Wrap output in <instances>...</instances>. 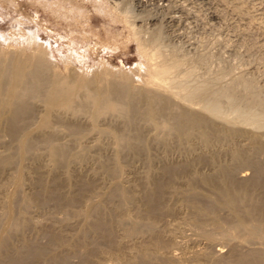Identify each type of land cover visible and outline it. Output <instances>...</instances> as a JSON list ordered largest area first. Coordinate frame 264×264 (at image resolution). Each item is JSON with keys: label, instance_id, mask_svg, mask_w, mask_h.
Listing matches in <instances>:
<instances>
[{"label": "rangeland", "instance_id": "rangeland-1", "mask_svg": "<svg viewBox=\"0 0 264 264\" xmlns=\"http://www.w3.org/2000/svg\"><path fill=\"white\" fill-rule=\"evenodd\" d=\"M139 42L159 50L166 59L181 60L182 64L173 79L189 87H202L206 100L217 96L221 105L219 116L204 111L199 99L184 102L176 97L175 101L186 109H194L207 115L217 125L239 129L242 133L232 143L225 140L214 141L209 146L202 145L197 136L190 140L168 136L165 145L157 140L162 139L166 133L162 124L154 126L139 121L138 126L146 137L154 138L150 151L142 154L123 152L116 156L114 150L117 144L114 138L99 131L111 125L122 127V117L115 110L104 111L93 127L91 109L75 112L57 108L52 113L54 120L51 125L45 127L39 125L45 109L44 103L33 99L35 113L22 132H31L35 144L29 157L21 162L23 180L19 190L22 194L33 196L38 188L41 190L39 186L43 180L53 186L50 180L54 175L57 177L53 187L60 199L70 194L78 195L79 199L71 208L76 211V215L65 214L63 208L57 207L52 199L41 203L33 201L25 214L27 226L10 236L11 246L15 249L19 250L29 242L28 244L40 246L49 253L66 254L69 264H123L140 247L151 242L148 240V232L126 235L120 225L114 224L113 241L109 243L98 234L96 236L90 232L86 237L81 234L86 221L81 214L83 210L97 203H104L103 207L107 209L114 207L119 201L118 198H113L104 202L102 198L115 180L121 187H129L130 190L126 189L136 196L135 201L123 206V214L126 213L132 219L138 214L136 207L139 205L141 181L146 173L147 154L153 156L152 164L157 170L162 162L177 165L204 155L203 153L209 155L215 151L213 154L228 160L227 153L232 146L238 145L245 149L250 146L249 134H256L264 142V0H0V47L27 53L39 46L44 62L53 70L49 71L51 74L56 72L61 76L66 74L65 76L92 80L97 72H113L121 76L128 73L132 86L146 87L143 81L148 74L143 71L145 59L138 53ZM162 57L156 58L154 62ZM78 90L76 99L87 97V89L80 87ZM157 91L162 96L170 94L168 88L160 87ZM232 103L237 105V112L256 113L262 126H257L253 120V124L241 122L237 113L231 110ZM69 122L80 126L82 133L72 135L66 126ZM48 131H54L57 143L69 151L67 154L70 159L64 166H53L48 147L41 141V136ZM13 144V138L2 129L0 155L8 153ZM113 156L119 157L116 160L121 167L116 179L107 175L100 167L101 159L109 160ZM260 158L264 159V154ZM197 169L210 174L214 171V166L199 162L186 172ZM15 171V165L0 169V232L10 228L11 224L3 214L7 199L14 191L12 179ZM240 171H243L241 173L244 176L252 173L248 167H242ZM84 179L92 182V186L85 187L79 183ZM181 182L184 183V180ZM164 196L165 203L172 205L171 214L174 215L169 214L160 222L162 233L170 243L166 249L167 254L182 264H206L200 256L206 248L220 255L228 252L229 246L225 241L216 239V243L210 242L191 226L187 205L181 201L180 194L167 192ZM17 204L16 209H19L21 204ZM18 216H21V212H18ZM60 238L62 243H57L55 239ZM86 245L91 249L90 254L81 263L80 255L75 251ZM93 247H97L96 250ZM162 253L165 254V251L162 250ZM2 259L6 260L8 257L4 256ZM39 262L38 259L37 264L47 263L43 258L42 263Z\"/></svg>", "mask_w": 264, "mask_h": 264}, {"label": "bare ground", "instance_id": "bare-ground-1", "mask_svg": "<svg viewBox=\"0 0 264 264\" xmlns=\"http://www.w3.org/2000/svg\"><path fill=\"white\" fill-rule=\"evenodd\" d=\"M137 45L139 55H142L145 59L143 71L145 70L144 73L148 74V77L143 81L146 87L141 88L132 86L131 80L127 76L128 73L121 76L113 74V72H97L92 80L65 76L66 74L61 76L55 74L56 72L51 74L49 71L53 72V70L49 64L44 62L43 52L39 46L33 47L27 53L25 51L17 53L16 50L11 51L8 48L0 47V131L5 129L7 134L14 140L10 151L0 155V169L8 166L13 167L14 165L16 168L12 179L14 191L7 199V207L3 214V217L11 224L10 228L0 232V264H37L38 259L40 260L39 263H42V258L46 259L47 263L45 262V264H69L67 255L62 252L49 253L40 246L28 244V241L21 249L17 250L10 243L11 234L21 231L27 224L26 210L33 201L41 203L44 200L46 202V200L52 199L57 207L63 208L65 214H77L71 208L79 199L78 195L67 194L68 196L60 199L56 188L53 187L56 184L57 176L53 175L51 180L49 179L52 181L53 186L46 184L43 180V186H39L41 190L38 188L37 193L35 191L36 194L33 196L22 194L19 190L23 180L21 162L29 157L35 144L31 132H22L23 127H27L29 119L34 116L33 99H39L44 103L45 109L39 125L45 127L51 125L54 120L52 113L57 108L69 109L75 112H82L86 108L91 109L90 117L93 121V125L91 124L93 127H95L97 118L104 111L115 110L117 115L122 117V127L112 125L111 127L109 125L110 127L99 131L114 138L117 144L114 150L116 156L123 152L142 154L150 151V144L154 141V138L146 137L138 126L139 121L154 126L159 123L162 124L166 133L162 139L157 140H161L165 145L168 136L187 138V140L197 136L202 145L209 146L214 141L225 140L232 143L242 133L239 129L217 125L207 115L194 109H186L175 101L174 98L176 97L184 102L199 99L202 102L201 107L204 111L210 115L219 116L221 105L217 96L206 100L204 99L202 87H189L173 79L182 64L181 60L166 59L162 57L159 50L149 48L142 42ZM161 57V60L154 62L156 58ZM86 72L89 71L86 70ZM185 74L187 75L186 72ZM80 87L87 89L89 92L87 97L78 100L76 99V91H79ZM160 87L168 88L170 94L166 96L159 95L157 90ZM231 108L232 111L237 113L241 122L251 123L253 120L257 126H262L258 122L260 118L256 113L237 112L239 111L237 105L233 103ZM55 120L57 121V119ZM66 126L74 136L82 131L80 126L75 123L69 122ZM54 133V131H48L43 134L41 141L48 147L53 166H64L70 159L67 154L69 151H66V147L64 148L57 143ZM249 138L251 143L247 149L238 145L228 148V160H223L213 154L215 151L209 155H205V153H203L204 155L199 154L200 156L197 157L195 155L196 158L193 157L192 160L179 162L180 164L177 165L162 162L159 164V168L157 167L158 169L155 170L152 164L153 156L147 154L145 157L146 173L142 181L140 180L142 189L139 193V201L137 200L139 202L136 207L137 216L130 219L126 213L123 214V206L126 207L132 200L135 201L136 196L134 197L126 189H129V187H121L119 182L115 180L102 198L104 202L113 198H118L119 201L111 208L105 209L103 207L104 203H97L83 210L81 214L86 221L81 234L83 237H86L90 232L94 235L98 234L109 243L113 241L112 227L114 224L120 225L126 235H133L140 231L148 232L149 237H147L151 242H147L146 245L140 247L135 255L123 261V264H182L173 256L167 254L166 249L170 246V243L169 239L163 235L160 226L163 218L173 212L172 205L168 206L165 203L166 198L164 195L167 192L173 194L175 192L178 195L180 194L181 201L187 205L191 226L197 233L210 242L220 239L229 246L228 252L223 255L216 254L206 248L200 255L206 261V264H264V159L260 158V155L264 154V142L256 134H249ZM116 159H119V157L113 156L109 160L105 158L100 161L101 169L113 179H116L121 171ZM199 162L213 165L214 171L210 174H205L198 169L189 173L186 172L193 164ZM242 167L250 168L251 175L244 176V173H241L243 171H240ZM244 172L247 174L246 171ZM182 180H184V183L181 182ZM79 183L85 187L92 186V182L87 179L79 181ZM17 203L21 204L19 209H16ZM18 212H21V216H18ZM55 240L57 243H62L61 238ZM93 248L96 250L97 247ZM90 250L87 245L80 250L77 248L75 252L78 256L80 255V258H78L81 263L83 258L89 256ZM162 250L165 251V254L162 253ZM191 252L193 253L192 250ZM4 256H7L8 259L3 260L2 257ZM196 264L204 263L197 262Z\"/></svg>", "mask_w": 264, "mask_h": 264}]
</instances>
